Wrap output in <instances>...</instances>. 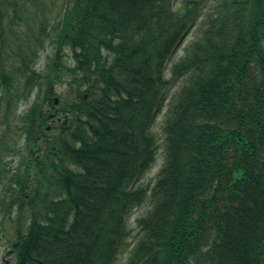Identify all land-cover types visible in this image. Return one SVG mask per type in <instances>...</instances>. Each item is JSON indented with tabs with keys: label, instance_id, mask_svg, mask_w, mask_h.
Instances as JSON below:
<instances>
[{
	"label": "trees",
	"instance_id": "trees-1",
	"mask_svg": "<svg viewBox=\"0 0 264 264\" xmlns=\"http://www.w3.org/2000/svg\"><path fill=\"white\" fill-rule=\"evenodd\" d=\"M1 5L0 224L14 264L125 252L127 264H264V0H62L53 20L45 0ZM181 79L163 166L142 185Z\"/></svg>",
	"mask_w": 264,
	"mask_h": 264
},
{
	"label": "rangeland",
	"instance_id": "rangeland-1",
	"mask_svg": "<svg viewBox=\"0 0 264 264\" xmlns=\"http://www.w3.org/2000/svg\"><path fill=\"white\" fill-rule=\"evenodd\" d=\"M27 1L29 2V0H27ZM45 1L47 2L48 9L50 11L47 14V17L50 20L57 18L59 11L61 9L62 0H45ZM28 2H26V3H28ZM52 3L57 4L56 9H54V10H51L49 8V7H51ZM202 22H203V20H201L199 22V24L197 25L195 30H193L191 32V34L189 36H187L184 44L178 49V51L174 55L171 56L170 60L166 64V76L168 78L170 77V71H171L172 63L177 61L178 58L183 55L185 48L200 34L201 28H202ZM51 51H52V48L50 46L47 47L46 52L44 54H42V56L39 60V63L37 66L42 71L45 70L47 63H49L51 58H52L53 54H50ZM47 54H49L51 57L48 58ZM182 84H183V81L181 79L176 83H172L168 87V91L166 94V100H165V104H164L165 106L162 110V113H160V115L156 118L154 124L151 127V134L156 139L158 149H157V153H156V157H155V161H154L153 165L144 174V176L141 178V180L139 182L142 185L152 184L154 182L156 176H157V173L159 172V170L163 166L165 154H164V135L162 132V128H163L164 119H165V112H166V108L168 107V104L175 98V96H176L177 92L179 91ZM65 87H66V82L57 83L55 85V91L56 92H59L61 90L63 91V90H65ZM33 98H34V96H31V98L29 99V102H31L33 100ZM25 108H26V106H21L18 111L22 112ZM17 163H18V159L14 158L13 165H15ZM148 208H149L148 205L145 204L139 208L134 209L131 216H130L128 224H129L130 229L132 230V234H131V237L129 239V243H130L131 247H132L133 243L136 241V236H137V232H138V228L136 227V220L139 217L143 216ZM12 241H14V230L12 228V225L9 224L7 221H5L3 224V228L1 227V224H0V264H14L12 253L10 251ZM127 257H128V252L122 253L118 257L117 264H127Z\"/></svg>",
	"mask_w": 264,
	"mask_h": 264
},
{
	"label": "flooded vegetation",
	"instance_id": "flooded-vegetation-1",
	"mask_svg": "<svg viewBox=\"0 0 264 264\" xmlns=\"http://www.w3.org/2000/svg\"><path fill=\"white\" fill-rule=\"evenodd\" d=\"M5 0H0V4H2ZM7 1V0H6ZM28 2L27 0H24V2ZM4 6L1 5L0 8H3ZM7 11L12 12V9L10 7L5 8Z\"/></svg>",
	"mask_w": 264,
	"mask_h": 264
},
{
	"label": "water",
	"instance_id": "water-1",
	"mask_svg": "<svg viewBox=\"0 0 264 264\" xmlns=\"http://www.w3.org/2000/svg\"><path fill=\"white\" fill-rule=\"evenodd\" d=\"M55 103H57V100L55 99V101H54Z\"/></svg>",
	"mask_w": 264,
	"mask_h": 264
}]
</instances>
